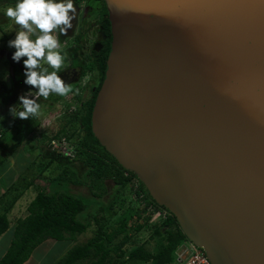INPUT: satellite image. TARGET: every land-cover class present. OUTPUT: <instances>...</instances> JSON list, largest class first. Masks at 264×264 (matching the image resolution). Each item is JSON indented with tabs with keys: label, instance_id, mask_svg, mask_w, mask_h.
<instances>
[{
	"label": "water",
	"instance_id": "water-1",
	"mask_svg": "<svg viewBox=\"0 0 264 264\" xmlns=\"http://www.w3.org/2000/svg\"><path fill=\"white\" fill-rule=\"evenodd\" d=\"M98 143L211 264H264V0H103Z\"/></svg>",
	"mask_w": 264,
	"mask_h": 264
},
{
	"label": "rangeland",
	"instance_id": "rangeland-1",
	"mask_svg": "<svg viewBox=\"0 0 264 264\" xmlns=\"http://www.w3.org/2000/svg\"><path fill=\"white\" fill-rule=\"evenodd\" d=\"M82 1L80 0V3ZM4 8L0 10V120L4 117L5 121L0 124V132L5 130L10 132V134H13L14 140L9 138L6 142H0V208L3 210L11 202L15 204H13L14 206L8 213L10 228L1 236L0 246H5L9 243L12 229L16 225L17 219L23 218L27 214L26 206L35 195V186L30 185L28 182L31 181L34 185H47V180H41L40 175L55 179L60 174L64 164L70 170L76 172L72 180L77 177L79 182L83 181V184H70L68 190L84 198L85 202L90 206L86 213L79 215V219L84 222L86 221V215L90 219V216L96 212L97 202L96 199H93L91 192L101 194V199L97 200L108 206L111 202L110 196L114 187L109 179L104 180L97 187L91 185V180L85 176V158L80 155H73L71 152L72 148L75 147L78 136H82L83 132L75 130L73 133L68 127V118L66 117L69 110H75V108L80 107L84 101L90 98V87L96 86L98 83L96 70L81 74L82 66L88 62L86 56L91 50L98 49L103 39L102 35L97 31L98 27L94 14L89 16L88 20L83 24L77 21L78 15H76L77 23L76 25L74 24L75 19L72 21L73 26L68 29L66 35L55 33L67 54L65 65L61 69L60 75L66 84L71 85L72 91L66 96H59L53 93L47 99L40 97L37 102L41 105V114L35 118L22 120L21 124L18 125L19 128L16 129L12 126L14 118L9 112V107L16 104L18 97L26 93L31 86L25 85L23 82V58L21 62H13L19 66L15 70L10 71L8 66L6 59H11L12 52L15 50L8 46V41L15 37V31L19 29V26L3 15ZM78 33L82 35L75 51L73 50L76 45L74 37ZM11 61L13 60L11 59ZM10 76L14 78L16 86L10 83ZM34 93L35 90H32L31 94L34 95ZM60 130L65 132L64 136L66 138L69 136L70 149H68L67 153L70 152V155L49 149L38 137L39 134H44L48 138L57 136ZM24 147L26 148L25 151ZM40 153L42 155L39 156ZM12 154L13 156L10 157ZM40 157L41 159L38 160ZM48 161L52 162L47 164L46 162ZM38 162L42 164L38 165ZM69 175H71V172H69ZM66 180L62 179V183L58 187L66 190L68 187L64 183ZM52 181L54 182V180ZM9 186H14V189L6 193L5 191ZM118 195L116 203L112 206L113 215L108 219V228L118 226L120 222L124 221L126 230L119 238L124 234L129 236V241L122 247L125 256L118 261L123 260L124 264H142L126 259V254L137 246H143L150 252H156L159 246L164 244V239L154 234L155 224L162 223L164 219L153 217L149 211L142 210V206L133 194L129 193V189L122 191ZM103 214L107 216L106 214L108 213ZM138 226L141 228H138ZM92 237V230L88 228L74 238L58 242L57 245L43 242L32 252V260L35 264H56L67 251L63 250V247L70 249L77 244L82 245ZM112 264H117L115 256H113Z\"/></svg>",
	"mask_w": 264,
	"mask_h": 264
},
{
	"label": "trees",
	"instance_id": "trees-1",
	"mask_svg": "<svg viewBox=\"0 0 264 264\" xmlns=\"http://www.w3.org/2000/svg\"><path fill=\"white\" fill-rule=\"evenodd\" d=\"M101 2L102 9L94 13V16L98 27L97 31L102 35L103 39L101 40L100 47L96 50H91L86 56L88 62L81 68V74L96 70L98 73V83L96 86L90 87V98L84 101L80 107L75 108V110L67 111L68 114L66 117L68 118V127H70L73 133L75 130H81L83 132L82 136H78L75 147L72 148V154L85 158V176L91 180L92 186L97 187L106 179L112 181L114 187L110 196L111 202L106 206L97 200L101 199V194L91 192L93 199H96L97 202L96 212L90 216V219L86 215V221L84 222L79 219V215L84 212L86 213L90 206L85 202L84 198L68 190L70 184H83V181L79 182L77 177H74V180H72L76 172L70 170L64 164L60 174L55 179L38 175L41 180H47V185H34L31 181L28 182L30 185L35 186V195L26 206V216L17 219L6 252L0 258V264H23L28 260L34 249L45 240L53 239L55 241H62L71 239L85 232L88 228L92 230L93 237L82 245L77 244L68 249L56 264H112L113 256L117 258V264H124L123 260H118L125 256L122 247L129 241V236L124 234L121 238L119 237L122 233H125L126 223L122 221L118 226L108 228V219L113 215V211L111 210L113 204L116 203L119 197L118 194L129 189V193L133 194L142 206V210H147L150 206L153 210H166L155 203L146 188L143 187L144 185L131 171L122 168L105 151L93 136L90 128L93 109L96 105L97 97L102 88L106 73V62L111 44L110 22L106 14L105 6L103 5V0ZM75 3H80V0H75ZM14 4L15 0H0V10L3 7ZM80 37L81 34L75 36L76 45L73 48L75 51L78 48ZM4 121L5 118L3 117L0 120V124L4 123ZM21 121L19 118H14L12 126L18 129ZM64 134L65 132L60 130L59 134L53 137L60 138ZM38 137L40 141L46 144L47 136L39 134ZM68 137L67 139L69 140ZM9 138L14 140L13 134H10L6 130L0 132V142H6ZM25 149L24 147V151ZM40 155L42 154L40 153ZM40 159L41 157L38 160ZM51 162L48 161L46 163L49 164ZM41 164L38 162V165ZM69 172H71V175H69ZM62 179H67L64 182L67 184L66 187L68 186L66 190L58 187L62 183ZM134 182H136V187ZM12 189H14V186H9L5 192L8 193ZM141 195L142 197H140ZM13 204L15 203L11 202L3 210L0 208V237L6 233L10 226L8 213L14 206ZM106 212L108 214L104 216L103 213ZM155 225L154 234L162 237L164 244H161L156 252H150L143 246H137L126 254V259L142 264H174L176 250L187 239L181 232L175 218L169 212L162 223ZM138 228L141 227L138 226Z\"/></svg>",
	"mask_w": 264,
	"mask_h": 264
},
{
	"label": "clouds",
	"instance_id": "clouds-1",
	"mask_svg": "<svg viewBox=\"0 0 264 264\" xmlns=\"http://www.w3.org/2000/svg\"><path fill=\"white\" fill-rule=\"evenodd\" d=\"M76 11L73 0H15L14 5L3 9V15L19 26L15 37L8 41V46L15 49L11 59L18 63L23 58V82L31 86L9 107L13 118L38 117L40 97L47 99L53 93L66 96L72 91L60 75L67 54L55 33L67 34Z\"/></svg>",
	"mask_w": 264,
	"mask_h": 264
},
{
	"label": "built area",
	"instance_id": "built-area-1",
	"mask_svg": "<svg viewBox=\"0 0 264 264\" xmlns=\"http://www.w3.org/2000/svg\"><path fill=\"white\" fill-rule=\"evenodd\" d=\"M70 111L72 110H69V112ZM45 143L49 149L61 152L63 154H66L68 152V149H70V142L65 136H62L60 138H46ZM66 155H70V152ZM134 183L136 187V182ZM140 197H142V195ZM146 211H149V213L153 217H160L162 219H166L168 215V212L166 210H153L151 206L148 207ZM178 248L179 250L177 249L175 252L174 264H211L205 254V251L202 248L192 244L188 240L184 241Z\"/></svg>",
	"mask_w": 264,
	"mask_h": 264
},
{
	"label": "flooded vegetation",
	"instance_id": "flooded-vegetation-1",
	"mask_svg": "<svg viewBox=\"0 0 264 264\" xmlns=\"http://www.w3.org/2000/svg\"><path fill=\"white\" fill-rule=\"evenodd\" d=\"M73 2H74V5L76 6V9H77V11H76V15H78L77 21H79V23H81V24L86 22L88 20L89 16H91L92 14H94V13L100 11V9H102L101 0H83L81 3H75V0H73ZM103 5H104V3H103ZM76 23L77 22H76V18H75L74 24L76 25ZM79 29H81V28H79ZM78 34H80V33H78ZM80 38H79V41H80ZM74 42H75V37H74ZM6 60H7L8 66L10 67V71L15 70V68L19 67L16 64L17 62L13 63L14 61H11V59H6ZM9 80H10L11 84L16 86V82H14V78L12 76H10Z\"/></svg>",
	"mask_w": 264,
	"mask_h": 264
},
{
	"label": "crops",
	"instance_id": "crops-1",
	"mask_svg": "<svg viewBox=\"0 0 264 264\" xmlns=\"http://www.w3.org/2000/svg\"><path fill=\"white\" fill-rule=\"evenodd\" d=\"M11 156H13V154L12 155H10V157ZM14 227H15V225L13 226V229H14ZM9 228H10V226H9ZM9 228H8V230H9ZM13 229H12V231H13ZM7 230V231H8ZM12 236V235H11ZM1 238V237H0ZM10 242V241H9ZM44 242H46V243H53L54 245H57V243L58 242H60V241H55V240H53V239H48V240H45ZM8 245H9V243L7 244V245H5V246H0V258L4 255V253L6 252V249H7V247H8ZM63 250H68L69 248H66V247H63L62 248ZM23 264H35V262H33V260H32V254L30 255V257L28 258V260L26 261V262H24Z\"/></svg>",
	"mask_w": 264,
	"mask_h": 264
}]
</instances>
